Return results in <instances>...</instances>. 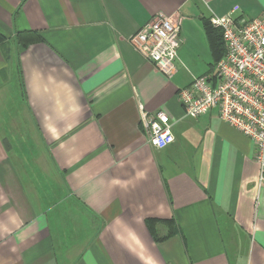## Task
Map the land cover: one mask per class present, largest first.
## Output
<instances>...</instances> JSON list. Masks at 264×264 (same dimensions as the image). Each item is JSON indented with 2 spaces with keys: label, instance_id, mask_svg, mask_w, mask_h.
<instances>
[{
  "label": "crops",
  "instance_id": "crops-1",
  "mask_svg": "<svg viewBox=\"0 0 264 264\" xmlns=\"http://www.w3.org/2000/svg\"><path fill=\"white\" fill-rule=\"evenodd\" d=\"M232 10L264 0H0V264H264L252 144L176 98ZM158 14L181 23L171 78L128 43ZM159 111L174 140L155 150Z\"/></svg>",
  "mask_w": 264,
  "mask_h": 264
},
{
  "label": "built area",
  "instance_id": "built-area-1",
  "mask_svg": "<svg viewBox=\"0 0 264 264\" xmlns=\"http://www.w3.org/2000/svg\"><path fill=\"white\" fill-rule=\"evenodd\" d=\"M210 19L220 29L223 57L210 74L197 77L177 91L184 116L198 118L214 111L219 120L247 138L253 146V162L259 168L258 183H264V13L254 18L232 13ZM179 17L153 16L128 43L164 77L171 78L181 45ZM148 144L155 150L170 145L172 122L168 114H142Z\"/></svg>",
  "mask_w": 264,
  "mask_h": 264
},
{
  "label": "trees",
  "instance_id": "trees-1",
  "mask_svg": "<svg viewBox=\"0 0 264 264\" xmlns=\"http://www.w3.org/2000/svg\"><path fill=\"white\" fill-rule=\"evenodd\" d=\"M207 35L209 37L210 40V47H211V51L212 54L214 56V65L223 57L224 53H225V47H224V43L222 41V34L218 35L213 29V27L210 25V23L207 25ZM0 40H1V36H0Z\"/></svg>",
  "mask_w": 264,
  "mask_h": 264
},
{
  "label": "rangeland",
  "instance_id": "rangeland-1",
  "mask_svg": "<svg viewBox=\"0 0 264 264\" xmlns=\"http://www.w3.org/2000/svg\"><path fill=\"white\" fill-rule=\"evenodd\" d=\"M201 64H203L204 67H206L207 70H209V68L211 69V66L213 67L214 62L210 60V58H208L207 60H204Z\"/></svg>",
  "mask_w": 264,
  "mask_h": 264
}]
</instances>
